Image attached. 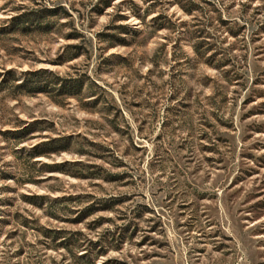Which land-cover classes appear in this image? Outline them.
<instances>
[{"label":"rangeland","instance_id":"rangeland-1","mask_svg":"<svg viewBox=\"0 0 264 264\" xmlns=\"http://www.w3.org/2000/svg\"><path fill=\"white\" fill-rule=\"evenodd\" d=\"M96 1L0 0V264H264V0Z\"/></svg>","mask_w":264,"mask_h":264},{"label":"trees","instance_id":"trees-1","mask_svg":"<svg viewBox=\"0 0 264 264\" xmlns=\"http://www.w3.org/2000/svg\"><path fill=\"white\" fill-rule=\"evenodd\" d=\"M111 0H97L94 5H92V8H97L98 5L100 7H107L109 5V2ZM181 8H183L184 11H189V8H186L185 5H180ZM97 10V9H96ZM63 13L66 16H69L70 14L67 13V11L62 6H52L47 7L45 5H38V7L31 8L24 10L20 12L17 15H14L10 17V21H18V24H21V26H29V25H40L42 20L50 16L52 14L57 13ZM138 16V15H137ZM141 20V19H140ZM24 27V28H25ZM119 28H126L125 26H118ZM112 36V35H111ZM69 48H77V45H70ZM10 82H17L14 83V88L20 89V92L26 93V94H34V93H46L55 90L57 94H64L66 96H76L78 94L80 87L82 85V81L79 77L73 76V77H67L62 78L59 77L56 73H54L51 70L45 69V68H39L35 70H26L22 73L20 78L16 77H9L7 79ZM90 84H94L90 82ZM57 85V86H56ZM35 127H33L30 124H27L26 126L22 127V130L18 133H20L22 136L19 138L23 139L25 136L34 130ZM15 131V130H12ZM18 138V139H19ZM63 139L57 138H48L45 141H40L32 146L25 149L27 158L33 159L37 156L45 155L50 152H60L63 150H66L67 147L64 145H58L57 143L62 141ZM36 163L37 161H32ZM57 166H52V168H56ZM49 166L46 163H41L40 171H44L45 169H48ZM35 175L32 173H27L26 177L23 179L27 182L35 183L34 178ZM34 196L26 197L27 199L31 200ZM104 237H98L95 243L99 246L100 250L98 252H103L104 249ZM61 244H64V248H67V245L65 242H62ZM94 244V243H92ZM75 264H92L93 260H75Z\"/></svg>","mask_w":264,"mask_h":264}]
</instances>
